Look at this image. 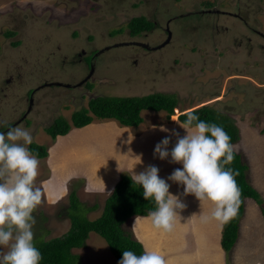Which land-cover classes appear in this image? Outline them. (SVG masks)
Segmentation results:
<instances>
[{
  "label": "rangeland",
  "instance_id": "obj_1",
  "mask_svg": "<svg viewBox=\"0 0 264 264\" xmlns=\"http://www.w3.org/2000/svg\"><path fill=\"white\" fill-rule=\"evenodd\" d=\"M138 17L162 27L173 18L170 42L153 52L116 47L130 41L150 46L165 41L160 29L131 37L127 24ZM105 47L110 49L91 57ZM80 49L89 55L83 63H73ZM91 67L93 75L86 84L90 90L58 86L83 81ZM28 92L34 108L33 125L27 130L33 142L48 151L39 159L35 181L43 192L33 213L36 244L67 232L73 190L86 207L97 205L86 213L94 220L122 176L154 165L185 208L167 234L154 229L148 215L126 222L124 229L143 251L160 242L168 264H264V0H0V101L18 107ZM154 93L176 97L178 105L169 120L162 111H144L138 127L95 120L54 140L45 131L56 118L70 122L71 114L86 108L93 96ZM204 105L223 112L236 125L239 140L233 150L262 200L259 207L245 199L238 239L229 253L220 245L221 225L202 219L212 205H200L194 196L184 195L182 185L167 180L182 165L153 155L165 137L171 150L185 135L177 122L181 111ZM5 119L13 117L7 114ZM73 253L82 264H118L106 241L94 232Z\"/></svg>",
  "mask_w": 264,
  "mask_h": 264
},
{
  "label": "clouds",
  "instance_id": "obj_2",
  "mask_svg": "<svg viewBox=\"0 0 264 264\" xmlns=\"http://www.w3.org/2000/svg\"><path fill=\"white\" fill-rule=\"evenodd\" d=\"M185 135L178 137L169 150L165 137L154 147L153 155L160 160L170 158L180 164L167 180L183 186L184 195L212 205L205 222L226 225L238 215L241 189L235 177L239 175L230 165L234 159V145L221 125L200 120L189 112L181 122ZM161 131L167 129L161 127ZM31 133L23 127L0 132V264H41L42 254L34 242V211L42 203L43 192L36 186L38 154L29 149ZM140 162V156H136ZM159 169L148 166L132 173L130 179L143 190V198L155 204L148 213L154 229L167 234L173 231L185 204L169 192V183L159 176ZM195 215V214H194ZM145 219V217H141ZM118 264H168L160 251L145 249L137 255L132 250L122 252Z\"/></svg>",
  "mask_w": 264,
  "mask_h": 264
},
{
  "label": "trees",
  "instance_id": "obj_3",
  "mask_svg": "<svg viewBox=\"0 0 264 264\" xmlns=\"http://www.w3.org/2000/svg\"><path fill=\"white\" fill-rule=\"evenodd\" d=\"M154 28L153 22L144 17L134 18L127 24L128 34L131 37L150 32ZM10 35V32L6 34V36ZM177 103L174 95L161 93L142 97L93 96L88 100L86 108L71 114L70 122L62 117L56 118L45 131L54 140L57 137L66 136L72 127L81 129L95 120L113 119L121 126L138 127L143 122L142 112L162 111L166 114V119L169 120L177 108ZM189 112L198 114L200 120L221 125L230 135L232 144L239 140V131L236 125L223 112L204 105L197 109L181 111L177 122L182 125L181 122L185 120L186 114ZM28 147L33 153L38 154L39 159L48 156L47 148L43 145L32 143ZM234 153L233 161L226 167L238 171L239 175L235 179L241 189L242 196L238 215L222 226L220 244L226 253L232 250L238 239L245 199H251L255 201L256 205L262 207L260 195L246 180L247 166L242 162L240 155L235 151ZM142 194V188L132 182L130 177L124 175L114 186L111 195L105 200L101 215L94 220H89L86 218V213L97 209V205L86 207L79 201L73 190L69 195L66 211L70 221L67 232L60 237L35 243L42 254L41 264H82L79 255L74 254L73 250L83 248L91 232L106 241L111 254L117 261L122 258V252L125 250H132L137 255L141 254L143 252L142 245L131 237L130 232L124 229V225L132 217L147 216L150 211L155 210L154 202L145 200ZM262 213L264 214V211Z\"/></svg>",
  "mask_w": 264,
  "mask_h": 264
},
{
  "label": "flooded vegetation",
  "instance_id": "obj_4",
  "mask_svg": "<svg viewBox=\"0 0 264 264\" xmlns=\"http://www.w3.org/2000/svg\"><path fill=\"white\" fill-rule=\"evenodd\" d=\"M172 19L173 18H171L170 20H167L164 27L159 26V25L157 26V22L152 21L153 24L156 25V27L154 29H160L164 33L165 41L167 40L168 33L170 32L169 25H170V22L172 21ZM168 30H169V32H168ZM152 31H150V32H152ZM150 32H145V33H142V34L143 35H147V33H150ZM170 34H171V32H170ZM171 36H172V34H171ZM134 43H136V44H134ZM139 43L140 42L130 41V42H125V43L123 42L121 44L120 43H118V44L116 43L115 46L116 47H120V46H135V47H137V50H139V51L142 50V51H149V52H153V51H156V50H159V49L163 48V47H161L159 49L157 48L161 44L160 45H155V46H150V45L145 44V43H140V45H139ZM141 44H144L146 46H143ZM108 49H110V48L109 47H105L104 49H102L100 51H98V50L94 51V53H92L91 57L95 53H96V56H97L98 54H100L103 51L108 50ZM88 55L89 54L86 53L83 49H80L79 53H77L76 56H75V58H77V61L76 62L73 61V63H77V64L78 63L79 64L83 63L84 59ZM90 59H92V58H90ZM92 75H93V67H91L89 75L83 81H81V82H79V83H77L75 85L74 84L73 85L72 84H68L67 85L65 83L66 84L65 87L62 86L61 83H60L58 86H60V87H62L64 89H70V88L82 87V86L86 87L87 86L86 84H87L88 80L91 79ZM45 86H50V84L46 83ZM87 88L90 90L91 87L87 86ZM1 101H0V132L6 133L9 130V128H12V127H23L25 129H27V128H30L33 125V117L31 116V113H32L33 108H34V103H33V100H32V95L29 92L26 93V95L24 96V100L20 103V106H18V107L10 106V105H13V103H11L9 105L8 102L5 99H3V98H2ZM7 114H11L13 119L12 120L10 119L9 121H7L5 119ZM33 143H35V142H33Z\"/></svg>",
  "mask_w": 264,
  "mask_h": 264
},
{
  "label": "crops",
  "instance_id": "obj_5",
  "mask_svg": "<svg viewBox=\"0 0 264 264\" xmlns=\"http://www.w3.org/2000/svg\"><path fill=\"white\" fill-rule=\"evenodd\" d=\"M187 110V109H186ZM186 110H183V111H186ZM69 134V133H68ZM67 134V135H68ZM59 138V137H58ZM99 217V216H98ZM97 217V218H98ZM138 217H143V216H138ZM91 220V219H90ZM239 232H240V227H239ZM221 233H222V225H221ZM222 235V234H221ZM142 240H145L144 238L142 239ZM159 242V241H158ZM221 242V241H220ZM145 245V244H144ZM221 245V244H220ZM157 246H159V249H158V251H160V252H164V251H162V249L160 248L161 246H162V244H160V242L159 243H154L153 245H150V247H149V250H154V249H156V247ZM145 249H147V248H145ZM76 250V249H75ZM74 251V250H73Z\"/></svg>",
  "mask_w": 264,
  "mask_h": 264
},
{
  "label": "water",
  "instance_id": "obj_6",
  "mask_svg": "<svg viewBox=\"0 0 264 264\" xmlns=\"http://www.w3.org/2000/svg\"><path fill=\"white\" fill-rule=\"evenodd\" d=\"M168 32H169V30H168ZM170 39H171V34H170V32H169V33H168V38H167V40H166L162 45H160V46L157 47V48L159 49V48H161L162 46L164 47L166 44L169 43ZM134 44H136V43H134ZM139 45H140V43H139ZM141 45L146 46V45H144V44H141Z\"/></svg>",
  "mask_w": 264,
  "mask_h": 264
}]
</instances>
